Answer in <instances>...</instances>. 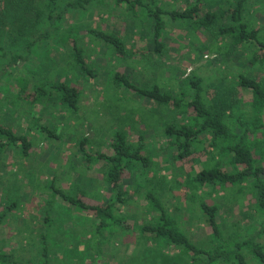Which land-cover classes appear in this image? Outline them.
<instances>
[{
    "label": "rangeland",
    "instance_id": "1",
    "mask_svg": "<svg viewBox=\"0 0 264 264\" xmlns=\"http://www.w3.org/2000/svg\"><path fill=\"white\" fill-rule=\"evenodd\" d=\"M60 1L64 6L68 0ZM189 1L161 0V4L162 8L171 10L182 8ZM28 4L27 0H0L2 43L12 46V31L20 26L18 14L28 13L27 8L31 7ZM233 6L225 4L224 8L228 11ZM67 11L59 25L81 33L79 45L86 49L87 59L98 76L80 83L82 93L79 112L75 116L71 111L53 105L13 104L15 96L7 89L9 77L0 79L2 123L20 131L33 127L35 117L39 115L42 123L58 135L55 138L29 127L27 137L33 146L27 156H22L15 146L0 153V253L13 254L22 264H39L44 259V234L51 263L192 264L190 256L178 249L142 237L140 227L159 216L146 198L149 191L160 197L180 227L199 246L212 249L215 244L210 242L211 229L200 208L202 201L218 206L216 218L224 242L252 241L253 238L264 246V215L257 211L249 190L233 186L209 195L210 189L205 188L193 196V190L184 186L190 174L212 166L211 142L205 138L200 140L196 147L198 153L192 161L172 162L171 150L167 148L161 127V122L170 118V112L133 91L115 86L112 81L114 72L121 71L141 87L157 83L163 89L178 93L186 77L195 75L202 77L203 87L213 96L212 86L228 83L238 72L264 79V68L258 64L250 67V52L245 47L235 49L222 40L216 42L207 33L187 30L177 22H170L166 27L162 38L165 49L163 53H157L145 15L131 18L126 9L115 7L110 0L95 1L86 11ZM244 15L252 28L260 30L264 40V0H249ZM3 18L7 25H1ZM90 29L117 31L123 36L131 56L127 60L115 56L100 38L88 34ZM63 36L61 29L56 38L44 41L29 62L20 64L23 71L16 69L14 74L26 78L29 83V75L35 70L54 79L73 77L77 69L72 48L69 39L65 41ZM2 62L0 60V67ZM244 93L246 101L252 99L250 91ZM243 110L249 112L247 118L253 117L248 103L244 104ZM131 126L135 130L131 131L134 129ZM123 129H127L134 140L139 138V129L144 131L152 155L151 174L148 179L140 176L125 184L127 202L118 210L114 209L123 222L113 225L111 232L108 229L104 246L95 250L97 243L102 241L101 235L96 233L98 219L54 196L52 186L79 195L86 203L112 201L114 192L99 165L91 166L86 162L77 142L87 137L92 152H107L113 133ZM262 139V135L257 136L254 144L260 145ZM258 150L261 162H264V144ZM190 195L195 200L188 199ZM46 215L52 219L50 226L44 222ZM242 252L245 264H264L249 247L245 246Z\"/></svg>",
    "mask_w": 264,
    "mask_h": 264
},
{
    "label": "trees",
    "instance_id": "2",
    "mask_svg": "<svg viewBox=\"0 0 264 264\" xmlns=\"http://www.w3.org/2000/svg\"><path fill=\"white\" fill-rule=\"evenodd\" d=\"M95 1L99 0H68L63 6L60 0H27L31 7L27 8L28 13L18 14L20 26L12 31L13 35L10 38L12 46L0 41V60L3 61L0 79L6 76L16 79L15 81L7 79L9 81L7 89L16 99L12 101L13 104L41 103L66 109L74 116L78 114L82 93L80 83L97 77L98 73L90 65L86 49L79 45L81 33L61 28L59 24L64 20L67 10L86 11ZM110 2L115 7L126 9L131 18L145 15L146 25L153 34L154 49L157 53H163L165 49L166 45L162 38L166 27L170 22H177L187 30L207 33L215 38L216 42L222 40L235 49L245 47V50L250 52L248 57L250 67L258 64L264 68V40L260 37V30L252 28L245 20L244 10L249 0H234V6L233 0H190L182 8L171 10L162 8L161 0H110ZM225 4H231L233 7L227 11L224 8ZM1 25H7L4 18ZM61 29L64 40L69 39L72 48L71 55L77 69L75 75L66 79H54L35 70L29 75L30 83L26 78L19 76L18 78L14 73L16 69L23 71L20 64L29 62L37 48L44 41L56 38ZM88 34L100 38L106 48L112 49L115 56L120 59L127 60L131 56L123 36L117 31L90 29ZM112 81L115 86L133 91L170 112V118L163 120L161 127L163 136L167 139V148L171 150L172 162L192 161L194 154L198 153L196 147L200 140L205 138L211 142L210 154L214 160L212 166L203 167L190 174L184 184L193 190V196L203 192L205 188L210 189L208 193L212 195V192L217 193L229 187L239 186L240 189L251 192L257 211L264 215V162H261L258 152L260 145L264 144L263 78L238 72L228 83L212 86L213 96H210L209 89L203 87L202 77L195 75L186 77L178 93L171 89H163L157 83L151 87H141L121 71L114 72ZM29 84L31 85L27 89ZM245 91L251 92V100L244 99ZM245 103L251 106L252 118H247L249 112L243 110ZM33 124V127L28 126L17 131L0 121V153L15 146L21 150L22 156H27L33 146L27 137L29 127L58 137L55 131L42 123L41 116H36ZM143 132L139 129V138L134 140L127 129L117 130L108 143L107 152H92L88 148L90 139L87 137H82L77 142L78 150L86 162L91 166L99 165L106 182L114 192L112 201L106 204L86 203L79 195H71L55 185L52 186L54 196L62 198L68 205L92 213L98 219V224L95 223L96 233L101 235L103 243L102 241L97 243L95 250H100L104 246L108 229L111 232L110 228L113 225H120L123 222L122 218L115 215L114 209L118 210L119 206L123 207L127 202L128 191L125 184L140 176L148 179L151 174L152 155ZM259 135H262L263 139L260 140V145L259 143L256 145L254 140ZM76 188L80 189L79 186ZM188 197L190 200L194 198L191 195ZM146 198L152 209L159 212L155 221L140 227L142 237L146 241L178 249L190 256L192 264H245L242 252L245 246L264 263V246L253 238L252 241L224 242L216 218L217 205L205 201L200 203L201 211L207 216L210 225L212 235L210 242L216 244L212 249H206L190 239L156 193L149 191ZM51 220V217L46 215L44 222L50 226ZM262 227L264 231V226ZM42 242L44 259L39 264H57L51 263L48 258L49 251L44 234ZM0 264L22 263L13 254L0 253Z\"/></svg>",
    "mask_w": 264,
    "mask_h": 264
}]
</instances>
